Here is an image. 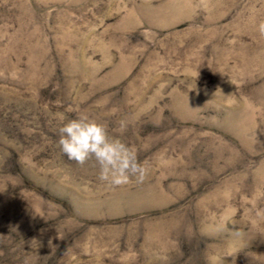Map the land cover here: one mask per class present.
<instances>
[{
    "label": "rangeland",
    "instance_id": "obj_1",
    "mask_svg": "<svg viewBox=\"0 0 264 264\" xmlns=\"http://www.w3.org/2000/svg\"><path fill=\"white\" fill-rule=\"evenodd\" d=\"M261 22L264 0H0V264H264ZM81 115L142 182L60 151Z\"/></svg>",
    "mask_w": 264,
    "mask_h": 264
},
{
    "label": "clouds",
    "instance_id": "obj_2",
    "mask_svg": "<svg viewBox=\"0 0 264 264\" xmlns=\"http://www.w3.org/2000/svg\"><path fill=\"white\" fill-rule=\"evenodd\" d=\"M258 31L264 36V22L258 25ZM120 127L123 130V122ZM58 133L60 151L67 158L77 163L94 158L100 181L110 186L126 185L130 178L138 183L143 181L145 168L137 161L134 150L118 138H110L104 125L81 115L62 124ZM215 264H220V260Z\"/></svg>",
    "mask_w": 264,
    "mask_h": 264
}]
</instances>
